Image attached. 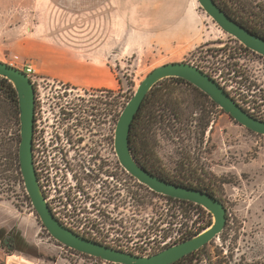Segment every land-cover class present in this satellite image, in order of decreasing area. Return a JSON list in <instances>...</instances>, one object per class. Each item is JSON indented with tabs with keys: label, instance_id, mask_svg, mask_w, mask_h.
I'll return each mask as SVG.
<instances>
[{
	"label": "rangeland",
	"instance_id": "374dc122",
	"mask_svg": "<svg viewBox=\"0 0 264 264\" xmlns=\"http://www.w3.org/2000/svg\"><path fill=\"white\" fill-rule=\"evenodd\" d=\"M149 1L124 0V6L118 7L115 0H0V62L20 71L22 63L35 65L40 90L44 79L63 78L39 68L37 56L23 51L26 47L32 53L35 46L60 49L66 64L103 69V84L88 86V124L102 126L98 135H106L108 160L114 168L109 172L115 175L122 168L115 151L119 117L139 85L163 65L198 67L242 108L264 120V58L226 34L198 0H163L164 6L174 3L172 7L180 5L183 10L181 19L168 30L132 29L133 23L125 24L115 15L117 8L144 9ZM222 2L264 34V0ZM167 88L175 89L172 99L183 100L179 107L183 114L176 116L170 106L157 112L165 120L156 126V152L143 153L138 144L139 161L171 180H200L225 204L229 218L222 234L202 252L203 261L183 264H264V136L240 126L211 99L185 85L167 83L159 89ZM0 101L15 111L3 91ZM91 159L88 156V178L95 169ZM122 176V200H118L116 177L114 182L110 179L114 196L108 219L97 212L102 210L95 203L96 197L101 200L100 187L88 179V220L82 226L95 230V235L88 230L90 240L151 256L187 240L213 221L205 209L168 200L125 169ZM0 235L5 254L33 264H110L69 250L51 237L26 193L17 159L0 160ZM11 239L20 245L17 251L10 252Z\"/></svg>",
	"mask_w": 264,
	"mask_h": 264
},
{
	"label": "water",
	"instance_id": "95a60500",
	"mask_svg": "<svg viewBox=\"0 0 264 264\" xmlns=\"http://www.w3.org/2000/svg\"><path fill=\"white\" fill-rule=\"evenodd\" d=\"M204 11L228 35L248 50L264 58V38L252 33L231 16L216 0H198ZM0 78L8 80L18 95L21 120L19 165L26 193L48 233L61 245L78 253L111 264H175L218 238L227 225L228 210L225 204L210 193L173 184L144 168L135 158L130 144L132 124L149 92L159 82L181 78L206 94L235 122L254 134L264 136V120L248 113L210 75L187 63H170L152 71L122 111L115 131V151L121 166L141 185L156 194L179 201L193 203L208 211L213 221L201 233L151 256H139L84 238L66 228L52 214L41 192L32 155V135L35 110V89L22 71L0 62ZM8 244V241H5Z\"/></svg>",
	"mask_w": 264,
	"mask_h": 264
},
{
	"label": "flooded vegetation",
	"instance_id": "af4514ba",
	"mask_svg": "<svg viewBox=\"0 0 264 264\" xmlns=\"http://www.w3.org/2000/svg\"><path fill=\"white\" fill-rule=\"evenodd\" d=\"M218 2L225 7L222 0ZM225 9L240 25L248 30H255V27ZM42 83L43 91L39 85L34 86L32 135V155L39 186L54 217L69 230L90 240L87 237L88 230L93 235L95 230L82 226V222L88 220V179L96 188L100 187L98 196L101 200L96 197L95 203L102 210L97 212H103L102 216L108 219L107 216L112 215L108 206L114 196V186L110 179L114 182L116 177L118 200H122L124 168H121L120 174L112 172L114 168L108 160L106 135H98L101 132L98 129L102 126L99 127L94 122L93 126L88 124V86L80 88L63 79H44ZM11 112L12 110H6L0 114V160L8 162L17 159L19 162L21 120L19 113ZM88 156L92 158L95 168L89 178ZM110 170L112 171L109 172Z\"/></svg>",
	"mask_w": 264,
	"mask_h": 264
},
{
	"label": "trees",
	"instance_id": "16d2710c",
	"mask_svg": "<svg viewBox=\"0 0 264 264\" xmlns=\"http://www.w3.org/2000/svg\"><path fill=\"white\" fill-rule=\"evenodd\" d=\"M218 1V0H216ZM218 4L220 5V7H222V9L224 11H227L225 8H227L226 6L224 7L222 4H220L218 2ZM225 5V4H224ZM228 9V8H227ZM228 15L231 16V13L227 12ZM233 18V17H232ZM234 19V18H233ZM235 20V19H234ZM256 30V29H255ZM250 30L252 33L259 35L260 36V32L258 30ZM259 32V33H258ZM264 35V34H263ZM260 37H264V36H260ZM176 84V85H185L187 87H189L191 89L192 92H198L201 93L204 97L210 99L206 94H204L203 92H201L199 89H197L196 87H194L192 84H190L189 82H187L184 79L181 78H169V79H165L161 82H159L157 85L154 86V88L149 92V94L147 95V97L145 98L142 107L140 109V111L138 112V114L135 117V120L132 124V129H131V134H130V144H131V150L136 158V160L144 167L146 168L149 172L153 173L154 175L164 178L167 181L176 184V185H180V186H184V187H188V188H194L197 190H201L207 193L212 194L213 196L217 197L216 194L214 192H212L211 190H209L208 188H204V185H201V182H197L196 181H188V180H184V181H180V180H171L169 177H165L163 175H161L157 170H154L153 168H148L146 167L143 163H141L139 161V158L137 156V145L139 144L140 147L142 148L143 153L145 152H156V147H157V143L154 142V137L156 135V126L158 124V122L164 121V114L162 115H157V112L159 111H163V108H167L170 106L172 108V112L176 114H179L178 112H181V114H183V112L181 111V109L179 108L180 105H182L184 102L179 101L178 99H172L171 94H173L175 92V89L169 90L167 89H159L161 88V86L163 84ZM0 91H3L8 98L11 100V102L14 104L13 108H15V111H12L11 113H15L17 112V114L19 112V101H18V95L16 90L14 89L13 85L6 79L1 78L0 79ZM179 91V90H178ZM131 100V99H130ZM129 100V101H130ZM213 104L218 107L214 102ZM10 109L8 108V106L3 102L0 101V114L2 111H6ZM248 112V111H247ZM250 113V112H248ZM208 127V126H207ZM206 127V129H207ZM251 132V131H250ZM253 133V132H252ZM14 154V153H13ZM190 172L192 174L195 173V170H190ZM168 200L171 201H176L182 204H186L188 206H192L197 210H202L203 208L200 206H197L193 203L190 202H185V201H179V200H175L172 198H168L166 197ZM220 199V198H218ZM221 200V199H220ZM211 216V215H210ZM228 222H229V218H228ZM212 223V222H211ZM208 224L205 228L201 229L200 231L190 235L189 238H192L193 236L201 233L203 230H205L206 228H208L210 225ZM0 240L2 241V235H0ZM13 239L9 240V244L11 247V251H17V249L19 248L20 245H17V243H13ZM21 243L23 241H20ZM15 244V245H14ZM24 244V243H23ZM206 248V246L204 248H202L199 251H196L195 253L191 254L190 256L180 260L179 262L175 263V264H183V263H187V262H196V263H200L203 260L202 258V252L204 251V249Z\"/></svg>",
	"mask_w": 264,
	"mask_h": 264
},
{
	"label": "crops",
	"instance_id": "0c3cea01",
	"mask_svg": "<svg viewBox=\"0 0 264 264\" xmlns=\"http://www.w3.org/2000/svg\"><path fill=\"white\" fill-rule=\"evenodd\" d=\"M174 0H172L173 2ZM115 3L118 7L124 6V0H115ZM181 3V0H180ZM149 6L147 8H135L129 7L127 10H119L117 8L116 14L124 20L123 23L129 24L133 23L132 29H139L144 31H162L172 29L174 26V22L179 21L180 15L183 12L181 10V6L178 5L177 8L172 7L173 4H167L166 1L163 0H151L149 1ZM130 25V24H129ZM130 27V26H129ZM153 33V32H151ZM154 34V33H153ZM165 42V43H169ZM31 45L29 43L26 46ZM37 45V44H36ZM37 49L32 53L31 49L26 47L23 51L25 53H30L31 55L37 56V66L41 68L43 71L48 72L50 74L61 76L63 79H69L68 81L73 82L76 85L82 86H94L100 87L103 83L104 72L102 68L94 67L88 64V67H83L80 64H73L63 62L61 55H65V53L60 52V49L53 48L52 51L43 49L42 46H35ZM30 50V51H29ZM56 51V52H55ZM63 62V63H62ZM55 67H59L60 69H55ZM63 69V70H62ZM66 69V70H65ZM14 255H8L3 252L0 243V263L3 264H24L15 260H10Z\"/></svg>",
	"mask_w": 264,
	"mask_h": 264
},
{
	"label": "built area",
	"instance_id": "2783aa9c",
	"mask_svg": "<svg viewBox=\"0 0 264 264\" xmlns=\"http://www.w3.org/2000/svg\"><path fill=\"white\" fill-rule=\"evenodd\" d=\"M20 68L22 69V72L27 75V77L29 78V80L31 81L33 86L39 85L40 80H41V76H40L38 69L35 67V65H33V64H27L26 65V64L22 63ZM65 248H67V247H65ZM67 249H69V248H67ZM69 250H71V249H69ZM97 260H100V259H97ZM100 261H102V260H100ZM102 262H105V261H102ZM105 263H107V262H105Z\"/></svg>",
	"mask_w": 264,
	"mask_h": 264
},
{
	"label": "bare ground",
	"instance_id": "6f19581e",
	"mask_svg": "<svg viewBox=\"0 0 264 264\" xmlns=\"http://www.w3.org/2000/svg\"><path fill=\"white\" fill-rule=\"evenodd\" d=\"M11 260H15V261H18V262L24 263V264H33L32 262L26 260L23 257H19V256H12Z\"/></svg>",
	"mask_w": 264,
	"mask_h": 264
}]
</instances>
